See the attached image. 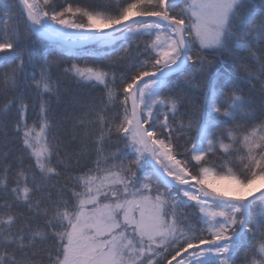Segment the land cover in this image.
I'll return each mask as SVG.
<instances>
[{
	"label": "snow or ice",
	"instance_id": "6c2138e0",
	"mask_svg": "<svg viewBox=\"0 0 264 264\" xmlns=\"http://www.w3.org/2000/svg\"><path fill=\"white\" fill-rule=\"evenodd\" d=\"M0 146V264H264V0H0Z\"/></svg>",
	"mask_w": 264,
	"mask_h": 264
},
{
	"label": "trees",
	"instance_id": "16d2710c",
	"mask_svg": "<svg viewBox=\"0 0 264 264\" xmlns=\"http://www.w3.org/2000/svg\"><path fill=\"white\" fill-rule=\"evenodd\" d=\"M71 2V0H69ZM89 2H99V0H89ZM254 3H258V0H254ZM36 49V56L38 59L41 60L43 58V53L48 49L53 47V45L49 41H37L34 45ZM104 49L100 48L98 45H88L86 47L81 48H65L66 58L71 59L73 56L76 57H82V56H101L104 54ZM79 63H83V61H77ZM64 88V94L61 97V100L57 102L55 99H53V110L54 114H56L58 117L65 115V109L67 107L66 101H70L73 97L78 96H84V97H91L97 102H99L100 99L103 98V91L102 88L97 87L95 89L90 88H83L78 87L74 82L71 80H66L63 84ZM31 102L35 103V93H32ZM118 146L123 148V142H118ZM2 147V146H0ZM9 147H13V145H9ZM15 147H19V144L17 143ZM85 161H82V163ZM89 165H91L92 161L91 159L86 161ZM63 182V181H61Z\"/></svg>",
	"mask_w": 264,
	"mask_h": 264
},
{
	"label": "water",
	"instance_id": "95a60500",
	"mask_svg": "<svg viewBox=\"0 0 264 264\" xmlns=\"http://www.w3.org/2000/svg\"><path fill=\"white\" fill-rule=\"evenodd\" d=\"M64 43H65V48H67V47H82V46H84V44H79V43H76L74 41H65ZM87 45H89V44H87Z\"/></svg>",
	"mask_w": 264,
	"mask_h": 264
},
{
	"label": "rangeland",
	"instance_id": "374dc122",
	"mask_svg": "<svg viewBox=\"0 0 264 264\" xmlns=\"http://www.w3.org/2000/svg\"><path fill=\"white\" fill-rule=\"evenodd\" d=\"M101 48V47H100ZM174 264H175V262H174Z\"/></svg>",
	"mask_w": 264,
	"mask_h": 264
}]
</instances>
